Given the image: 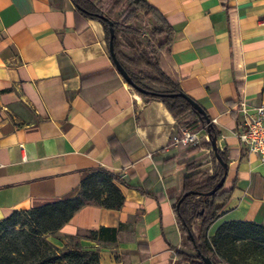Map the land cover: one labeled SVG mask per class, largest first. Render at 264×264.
I'll return each instance as SVG.
<instances>
[{
  "label": "crops",
  "instance_id": "obj_1",
  "mask_svg": "<svg viewBox=\"0 0 264 264\" xmlns=\"http://www.w3.org/2000/svg\"><path fill=\"white\" fill-rule=\"evenodd\" d=\"M145 1L171 27L160 67L215 119L227 156L231 195L216 202L207 237L230 221L264 225V157L234 134L239 100L264 104V0ZM181 128L161 100L126 83L104 27L71 0H0V220L76 196L103 168L116 176L121 206L88 203L58 236L79 234L98 264H204L185 258L195 248L173 204L187 163L207 165L214 151L203 137L195 147L172 145ZM191 223L196 236L200 220Z\"/></svg>",
  "mask_w": 264,
  "mask_h": 264
},
{
  "label": "trees",
  "instance_id": "obj_2",
  "mask_svg": "<svg viewBox=\"0 0 264 264\" xmlns=\"http://www.w3.org/2000/svg\"><path fill=\"white\" fill-rule=\"evenodd\" d=\"M71 1L78 12L101 23L105 30L108 47L110 27L108 20L112 21L113 54L132 82L148 91L138 93L149 99L161 100L182 127H206V132L210 137L207 146L210 147L213 136L217 135L214 125H206L198 111L192 107L190 103L192 99L181 90L179 83L166 74L159 65V52L171 40V27L159 12L148 5L145 0H114V8H123L124 11L122 19L117 21L104 14L92 0ZM138 11L143 12L145 16L151 15L158 24L151 33L152 38L158 39V46L154 47L152 40H147L144 45L138 39L141 31L127 24ZM123 42L133 51L132 55L122 50ZM146 82L161 89L151 88ZM187 116L192 117L191 120L184 122L185 124L180 123ZM217 151L221 161L226 163L225 151L219 149ZM215 159L217 160L216 155ZM217 165L218 170L212 175L202 180H195L196 174L189 172L192 166L190 162L187 163L189 173L184 178L181 195L187 193L179 203L173 204V210L176 212L183 232L191 244L196 247L194 254L185 255L186 259H196L203 263L201 256L205 255L211 258L213 264H238L234 257L237 252L236 242L264 245V225L249 221H230L218 226L211 238L207 237V229L220 210L216 202H225L231 195L229 190H223L224 183L217 187L225 171L218 160ZM116 180V176L108 170L94 169L81 181L80 191L76 196L31 207L28 210L15 209L6 215L0 220V264H98V253L85 247L86 244L80 242L79 234L63 236L62 238L71 243L63 247L52 243L48 235L58 233L60 227L72 217L74 212L88 203L94 202L112 209L119 208L123 197L115 183ZM211 191L213 192L210 193ZM193 219H199L201 223L197 236L193 234L191 228ZM94 234L95 232L91 231L90 235Z\"/></svg>",
  "mask_w": 264,
  "mask_h": 264
},
{
  "label": "rangeland",
  "instance_id": "obj_3",
  "mask_svg": "<svg viewBox=\"0 0 264 264\" xmlns=\"http://www.w3.org/2000/svg\"><path fill=\"white\" fill-rule=\"evenodd\" d=\"M94 1L100 9L104 12V14L108 15L111 19L120 21L122 19L123 15V8L117 9L114 8V0H92ZM129 25L137 27L141 34L138 36V39L145 45L147 40H152V43L154 47L159 45V41L156 38H152L151 33L157 28L158 24L155 22L153 17L145 16L143 12L138 11L136 13L135 17H132L128 23ZM122 50L128 54L132 55L133 51L129 49V47L126 46V44L123 42V48ZM146 84L155 89H160V87L146 82ZM192 117L187 116L185 119H183L180 123L187 122L191 120ZM185 124V123H184ZM196 144L195 146H197ZM193 146V147H195ZM210 161L209 164L206 165L204 162H190V166H192L190 172L196 174L195 180H202L205 177L209 176L211 173H213L214 170H216V160L214 158V154L211 152L210 158L208 159ZM208 167L213 168V171L208 169ZM215 168V169H214ZM18 226V225H17ZM25 227V226H24ZM194 234V232H193ZM195 235V234H194ZM198 235V234H197ZM196 235V236H197ZM49 240L54 243L56 246L63 247L65 244H71L66 239L62 238L60 235L58 236L57 233H51L48 235ZM185 237L186 234H185ZM187 239V238H186ZM80 242H82L80 240ZM186 242H189V239L186 240ZM187 244V243H186ZM87 248L93 249L97 252L94 245H84ZM187 247L190 249L192 245L190 242L187 244ZM236 254H235V261L238 264H264V245H257V244H247L246 242H236Z\"/></svg>",
  "mask_w": 264,
  "mask_h": 264
},
{
  "label": "built area",
  "instance_id": "obj_4",
  "mask_svg": "<svg viewBox=\"0 0 264 264\" xmlns=\"http://www.w3.org/2000/svg\"><path fill=\"white\" fill-rule=\"evenodd\" d=\"M236 107L238 118L235 136L250 153L264 157V104L250 107L244 99H240ZM202 137L209 140L206 127L194 129L183 126L177 133L171 135V144L195 146Z\"/></svg>",
  "mask_w": 264,
  "mask_h": 264
},
{
  "label": "water",
  "instance_id": "obj_5",
  "mask_svg": "<svg viewBox=\"0 0 264 264\" xmlns=\"http://www.w3.org/2000/svg\"><path fill=\"white\" fill-rule=\"evenodd\" d=\"M108 24H109V47H108V50H109V53L110 55L112 56V59H113V62L115 64V67L116 69H118V71L120 72L121 76L123 77V79H125L126 83H128L134 90H136L137 92H142V93H146L148 92L146 89L142 88V87H138L136 84H134L131 80V78L129 77V75L127 74V72L125 71V69H123L121 67V65L119 64L118 60L116 59L115 55L113 54V48H112V43H113V36H114V29H113V26H111L112 24V21L111 20H108ZM192 107L198 111V113L200 114V117L202 120H204V122L206 123L207 126H211L212 125V122H210V119L209 117L207 116L205 110L203 108H201V106L191 100L190 101ZM207 137H209V134H207ZM210 139V137H209ZM211 150L214 151V154L216 155V158L218 160V162L223 165V167L225 168V171H224V174L222 175L221 177V180L220 182L217 184V187H220L223 185V183L225 182V176H226V170H227V165L221 161L220 157H219V153L217 151V145H216V137L213 136L212 140H211ZM213 191H211L210 193H212ZM187 193V192H186ZM186 193L180 198V200L178 201V203L184 198V196H186ZM190 238L193 239V237L191 235H189ZM196 248V247H194ZM201 259L203 261L204 264H213L211 258L209 256H205V255H202L201 256Z\"/></svg>",
  "mask_w": 264,
  "mask_h": 264
}]
</instances>
